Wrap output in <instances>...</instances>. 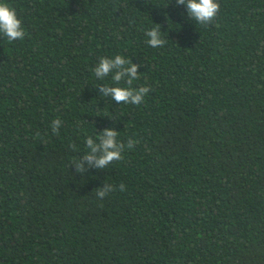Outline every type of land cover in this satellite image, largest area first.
<instances>
[{"label": "trees", "instance_id": "trees-1", "mask_svg": "<svg viewBox=\"0 0 264 264\" xmlns=\"http://www.w3.org/2000/svg\"><path fill=\"white\" fill-rule=\"evenodd\" d=\"M6 2L25 37L0 34V264H264V0H218L208 25L176 0ZM118 54L140 105L100 95ZM106 127L139 142L77 173Z\"/></svg>", "mask_w": 264, "mask_h": 264}, {"label": "clouds", "instance_id": "clouds-1", "mask_svg": "<svg viewBox=\"0 0 264 264\" xmlns=\"http://www.w3.org/2000/svg\"><path fill=\"white\" fill-rule=\"evenodd\" d=\"M177 5H185L190 19L197 24L208 25L215 20L220 4L218 0H176ZM0 34H3L9 41L22 40L25 37L23 21L18 16L15 7L6 0H0ZM149 38L146 43L153 47H161L166 40L161 36V29L153 27L146 32ZM139 64L126 58L124 55H115L114 58L101 57L94 68L96 78L103 80L109 74L115 86L101 84L99 88L102 97H111L117 104L140 105L146 94L150 91V86L143 85L133 87V81L139 79ZM126 86H122L121 82ZM62 124L60 119L52 121L51 127L54 134H58ZM119 131L113 127H106L100 131L96 139L91 136L86 138V148L88 151L77 160L73 161L77 173H85L89 168L105 169L113 161L123 159L125 149H133L139 142L135 138H129L125 144L118 139ZM71 147L75 148V145ZM126 185L121 182L118 186L104 183L102 187L96 188V195L101 200L114 191H125Z\"/></svg>", "mask_w": 264, "mask_h": 264}]
</instances>
